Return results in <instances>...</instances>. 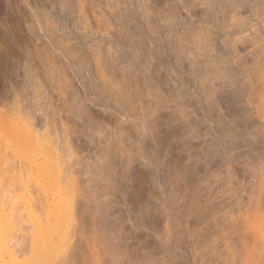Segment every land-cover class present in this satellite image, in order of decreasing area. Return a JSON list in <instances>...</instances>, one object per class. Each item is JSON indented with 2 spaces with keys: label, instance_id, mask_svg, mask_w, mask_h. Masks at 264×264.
I'll list each match as a JSON object with an SVG mask.
<instances>
[{
  "label": "bare ground",
  "instance_id": "6f19581e",
  "mask_svg": "<svg viewBox=\"0 0 264 264\" xmlns=\"http://www.w3.org/2000/svg\"><path fill=\"white\" fill-rule=\"evenodd\" d=\"M179 4L181 9L167 4L170 17L163 16L168 21L164 24L167 65L160 57L168 77L163 80L168 87H163L168 89L166 102L162 97L156 102L157 89L159 95L149 102L152 109L165 107L161 106L165 127L158 125L157 117V123L152 120L158 111L148 115L152 129L165 128L161 129L165 136L162 133L160 138L161 132L156 134L148 122L136 117L148 125L146 132L134 119L138 134L145 131L142 136L150 138L154 132L160 144L165 139L164 155L154 136L139 137L147 142L144 147L150 140V146L155 143L160 148L153 145L156 152L148 156L130 152L131 158L125 153V159L121 152L125 166L110 187L116 192L114 200L110 197L116 198L115 210L110 198L108 205L101 206L100 200L91 205L93 201H88L95 198V190H89L92 195L86 193V199L84 191L83 196L80 193L84 198L77 207L73 202L57 207L58 199L44 206L33 197V203L24 204L20 196L8 195L12 193L8 188L11 193L0 198V264H264V0H181ZM175 8L186 18L176 16ZM156 55L153 61L160 56ZM155 79L152 85H157ZM140 128L144 130L139 132ZM137 157H141L139 167ZM3 185L2 192L7 190ZM102 194L105 199L109 195ZM8 196L13 200L10 205H6Z\"/></svg>",
  "mask_w": 264,
  "mask_h": 264
},
{
  "label": "rangeland",
  "instance_id": "374dc122",
  "mask_svg": "<svg viewBox=\"0 0 264 264\" xmlns=\"http://www.w3.org/2000/svg\"><path fill=\"white\" fill-rule=\"evenodd\" d=\"M177 1L179 0H0V178L6 180L3 185L0 179V185L7 187L3 192L0 187V198L4 194L7 198L5 192L12 191V195H8L20 196L24 204L25 201L33 203L31 201L36 199L37 203L45 206L58 199V203L54 201L57 207L68 203H74L73 206L77 207L84 198L80 199V193L82 196L85 193L86 199V193L89 190L93 193L95 190V198L97 194L103 195L102 192L109 195L106 199L104 195L101 197L105 201L98 198L96 200L89 192V198L94 199L88 201L87 196V201H93L92 205L100 200L99 204L104 206L107 198L115 197V191L110 190V187L116 185L112 184L115 183L113 179L117 180L116 177L123 172H119L124 168L122 165L125 166L124 158L121 160L119 156L121 152L123 155L126 153L128 158H131L128 154L130 152V155L135 156L141 152V157H145L151 151L156 152L157 148H164L161 145L165 144V139H162L164 144H160L158 139L161 138L160 135L165 136V131L161 130L162 125L165 127V110L161 111L165 107L161 105V108L158 104L160 110L158 107V110L152 109L154 106L149 102L154 95L157 98L160 94V100L156 102H161V97L163 101L165 96L167 98L165 94L168 93V87L163 81H168L167 70L164 71L166 68L161 59L164 57L163 61L167 65V30H164L167 26L164 24H168V21L165 23L164 17L165 13L170 17L168 12H171L166 10L169 8L167 4L170 5L171 2L174 3L170 8L180 5L177 9H181V0ZM171 11L173 16L178 12L176 16L186 18L182 10ZM176 16V22L180 21ZM153 32L156 34H152ZM152 49L156 50L154 52L157 55L162 53L159 58L155 53L152 55ZM155 55L157 59L153 61ZM153 75H158V78ZM151 78H156L157 85H152L154 81ZM165 86L167 88H163ZM155 92L159 94L156 95ZM153 110L158 111L153 113L156 116L152 114ZM151 114L155 123H162L158 126L160 130L156 127L159 131L152 129L151 123L149 124ZM136 117L142 123L148 122L149 128L155 133L161 132L156 133L160 138L153 131L150 134L151 137H156L152 138L153 142L158 138L156 141H159L160 148L155 143L152 144H155L156 149L153 145L150 146L152 139L148 138V133V136L143 135L144 139H150L148 148L143 146L145 140L139 137H143V132L150 129L147 131L148 125L145 127L146 123H139ZM134 119L140 127L146 128L145 131L138 129L142 132L141 136ZM155 123L152 122L154 126ZM141 140L143 144L140 143ZM160 150L164 155L163 149ZM113 152L118 154L115 160ZM141 157H137L138 166L134 161L135 168L139 167ZM107 165L110 171L106 168ZM103 177L110 178L111 181L107 180L110 184ZM74 181L77 188H74ZM97 181L99 186L96 185ZM5 197L3 198L6 200ZM114 197L109 200H114ZM9 200L13 201L9 197L7 203ZM20 200L17 201L22 205ZM109 200L108 203H112L110 205L114 208L116 198L115 201ZM2 203L6 204L4 200ZM64 213L66 214L65 210ZM38 215L43 220L44 215ZM29 228L27 236L33 230L31 227L29 232ZM27 241L29 244L28 239Z\"/></svg>",
  "mask_w": 264,
  "mask_h": 264
}]
</instances>
